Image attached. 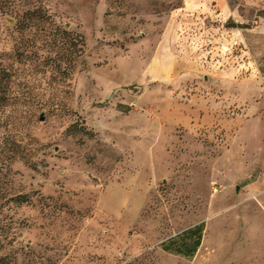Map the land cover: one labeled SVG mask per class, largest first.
<instances>
[{
	"label": "rangeland",
	"instance_id": "374dc122",
	"mask_svg": "<svg viewBox=\"0 0 264 264\" xmlns=\"http://www.w3.org/2000/svg\"><path fill=\"white\" fill-rule=\"evenodd\" d=\"M0 264H264V0H0Z\"/></svg>",
	"mask_w": 264,
	"mask_h": 264
}]
</instances>
